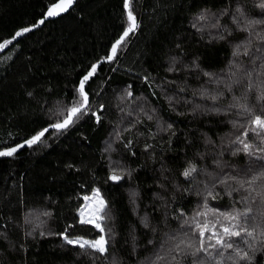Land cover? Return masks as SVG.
<instances>
[{
  "label": "trees",
  "instance_id": "16d2710c",
  "mask_svg": "<svg viewBox=\"0 0 264 264\" xmlns=\"http://www.w3.org/2000/svg\"><path fill=\"white\" fill-rule=\"evenodd\" d=\"M58 2L0 0V152L62 123L100 64L69 128L0 157V264H264V0H131L109 63L125 0ZM94 190L103 231L79 215ZM248 209L255 238L212 247Z\"/></svg>",
  "mask_w": 264,
  "mask_h": 264
},
{
  "label": "snow or ice",
  "instance_id": "6c2138e0",
  "mask_svg": "<svg viewBox=\"0 0 264 264\" xmlns=\"http://www.w3.org/2000/svg\"><path fill=\"white\" fill-rule=\"evenodd\" d=\"M73 2V0H59L58 3H55L52 5V7H50L48 9L47 15L48 16H57L59 15L61 12H64L67 10V8L71 5V3ZM262 8H264V3H262L260 5ZM125 7L128 8L129 7V0H125ZM239 11V9H238ZM128 19H129V27L125 30L123 36L120 37L119 40L116 41V43L113 45L112 47V56H109L108 59L111 60L116 52H117V47L118 45L123 41V39L125 37L128 36V34L132 31L135 30V28L137 27V24L135 22V17L132 15L131 11H129L128 13ZM259 21H255L253 23H258ZM40 23H43V20L40 21ZM30 29H23V32H27ZM22 33L21 32H17L16 36H20ZM11 43V41H5L3 44H0V48H4L7 44ZM96 65H93L91 70L87 73V75L84 76V78L81 80L80 82V95L82 97V104L79 106H74L69 110V115L68 117L64 120V122L62 124H56L54 125V127L56 128H63L66 127L69 123H71L72 118L74 116H76L78 113L81 112L82 108L87 106L88 103V97L87 94L84 91V84L86 81L89 80V78L91 76L94 75V73L96 72ZM264 98V97H262ZM253 125H255V128H259L261 130H264V118H262L261 116H256L254 118V120L252 121ZM255 128L253 130H255ZM44 131H47V129H45ZM44 131L38 133L36 136H34L31 140L27 141V143L29 145L36 143L40 140V138L44 135ZM249 146L247 144H245V148L247 149ZM16 151L15 148H12L6 152H0V156H11L14 152ZM190 171H194V169L190 170ZM190 171H185L184 175L188 176L190 175ZM111 179L113 180H119L120 177L113 175L111 177ZM103 204V202L101 201V205ZM251 212V209L246 210L245 212H236L235 214L232 213H228L225 214L226 219H229L230 221H233V223H231L230 225H226L223 227V231L222 233L220 232H212V235L208 236L207 239L211 240L213 237L216 238V243L215 245H211L212 247H222V248H227V249H233V243L232 242H228L229 240H232V238H245V237H250V238H255L254 235V229L253 230H249L248 227L245 226V224L241 223V217H245L247 218L249 213ZM85 223H91V220H87V221H82ZM98 228L100 227L99 224L96 225ZM197 228L199 229V237L201 240V246L200 248L197 249V251H204V245H203V241L205 239V233L207 231H209V226L207 224L204 225H197ZM101 231H103V229L101 228ZM261 236H264V232H261ZM225 237H227V239H225ZM69 244H73V243H78L79 246L81 248H84L85 246L90 247L95 249L96 251L100 252V253H104L106 251V244L107 241L104 239L103 236L100 237V239L96 240V241H84V242H79V241H73V240H68L67 241ZM245 242H247L245 240ZM179 247V246H178ZM235 251H237V254L240 255V250L239 249H235ZM241 259H247V253H244L243 255L240 256Z\"/></svg>",
  "mask_w": 264,
  "mask_h": 264
},
{
  "label": "rangeland",
  "instance_id": "374dc122",
  "mask_svg": "<svg viewBox=\"0 0 264 264\" xmlns=\"http://www.w3.org/2000/svg\"><path fill=\"white\" fill-rule=\"evenodd\" d=\"M51 17H53V16H51ZM101 201L103 202L102 205H101ZM104 208H105V202H104L103 198L101 197V194L99 193L98 190H94L89 196L84 198V204L79 211L81 221L91 220L92 222L89 224L95 226L99 230H101V228L103 229V225H102L103 216H102V214H103ZM97 224L100 225L99 228L96 226ZM103 237L106 240L104 235H103ZM98 239H100V237ZM98 239H96V240H98ZM96 240H75V241L92 242V241H96ZM75 244L79 245L78 243H75ZM85 247H87V246H85ZM106 248H107V244H106Z\"/></svg>",
  "mask_w": 264,
  "mask_h": 264
},
{
  "label": "water",
  "instance_id": "95a60500",
  "mask_svg": "<svg viewBox=\"0 0 264 264\" xmlns=\"http://www.w3.org/2000/svg\"><path fill=\"white\" fill-rule=\"evenodd\" d=\"M130 1L131 0H129V3H130ZM125 9H126V11H127V15H128V13H129V7L128 8H126L125 7ZM135 22H136V24H137V27L135 28V30L134 31H132V32H130L129 34H128V36L127 37H125L124 39H123V41L118 45V47H117V49L126 41V39L128 38V37H130L132 34H134V33H136V31H137V29H138V22L135 20ZM123 36V35H122ZM109 56H112V49H111V51H110V54H109ZM112 60V59H111ZM111 60H109V59H107L106 60V62L107 63H109ZM100 64H97L96 66V69L98 68V66H99ZM85 91V90H84ZM88 104H89V101H88V103H87V106L86 107H84V108H82V110H81V112L80 113H82V112H84L85 110H87V108H88ZM80 113H78L76 116H74L73 118H72V121H71V123H69L66 127H63V128H56V127H54V126H51V127H49V128H47V131H44V135L40 138V140L38 141V142H36V143H33V144H31V145H29L28 143H25V144H22V145H20V146H17V147H14L15 149H16V151H20L21 149H23V148H25V147H33V146H35L36 144H38L41 140H42V138L48 133V132H50V131H59V130H64V129H66V128H69L71 125H72V123L74 122V120H75V118L80 114ZM69 115V114H68ZM68 117V116H67ZM64 122V121H63ZM62 122V123H63ZM62 123H60V124H62ZM12 149V148H11ZM8 150H10V149H8ZM8 150H5V151H1V152H6V151H8ZM15 151V152H16ZM1 157V156H0Z\"/></svg>",
  "mask_w": 264,
  "mask_h": 264
}]
</instances>
